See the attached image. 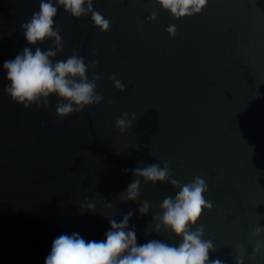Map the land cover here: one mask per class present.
Segmentation results:
<instances>
[{
	"label": "water",
	"instance_id": "95a60500",
	"mask_svg": "<svg viewBox=\"0 0 264 264\" xmlns=\"http://www.w3.org/2000/svg\"><path fill=\"white\" fill-rule=\"evenodd\" d=\"M39 3L0 0V264H44L61 234L104 240L109 220L129 211L126 230L135 228L138 245L178 246L170 229L153 227L163 199L179 189L131 171L152 163H167L181 186L197 176L207 183L212 207L196 226L215 247L210 260L235 264L242 255L243 264H264V3L207 0L200 13L174 18L156 0H92L109 21L103 32L91 13L75 18L58 6L63 50L51 59L75 53L85 64L97 61L86 76H99L103 97L63 118L54 94L47 108H25L3 91L4 61L24 47L53 48L51 39L28 45L20 28ZM125 112L135 119L120 133L114 121ZM134 179L137 199L118 198ZM255 227L262 231L252 236Z\"/></svg>",
	"mask_w": 264,
	"mask_h": 264
},
{
	"label": "clouds",
	"instance_id": "9594fccd",
	"mask_svg": "<svg viewBox=\"0 0 264 264\" xmlns=\"http://www.w3.org/2000/svg\"><path fill=\"white\" fill-rule=\"evenodd\" d=\"M40 0L38 12H34L28 22L22 23L28 45H36L51 39L53 48L42 51L39 47L33 52L30 47H24L14 59L4 61L3 69L9 81L3 91L11 100L28 108L35 103L48 107L49 97L55 95L59 98L56 104V115L66 117L73 112H80L86 106L99 104L103 97L96 93L99 76L93 74L91 80L86 73L90 67H95L97 61L85 64L84 58L75 53L66 60H57L53 63L51 58L63 50V40L59 34L61 29L54 28V17L57 7L62 6L65 12L72 17L79 18L91 13V20L101 32L109 29V21L92 8V0ZM163 9L168 10L174 18L198 14L206 6L207 0H156ZM86 5V6H85ZM156 12L148 17L156 19ZM170 37H174L177 28L169 25L166 29ZM95 55V52H93ZM114 86L123 91L125 85L110 75ZM129 113H122L114 121V127L120 133L126 132L135 119H129ZM127 171V170H126ZM134 176L142 177L148 182H169L179 189L175 196H166L160 205L162 215L155 216L158 222L154 224L153 231L159 233L161 228L170 229L181 238L178 246L169 245L163 241L150 240L141 245L137 244L135 228H128L132 212L129 211L120 222L109 220L110 230L106 231L105 239L101 241H86L78 233L61 234L51 244V251L44 264H223L219 259L210 260V251H215L211 240H204L202 225L196 226L205 209H211V201L204 197L208 190L205 180L197 176L190 183L181 186L179 180L170 179L171 172L167 163L161 168L159 164L152 163L143 168L131 169ZM140 180L134 179L127 189L119 193L121 199L135 201L139 196ZM110 206V205H109ZM94 211V205H88ZM149 205L144 202L139 208L142 215L148 213ZM195 227V230L193 229ZM262 229L255 227L251 235H258ZM259 245L254 248L256 253ZM235 264H243V256H237Z\"/></svg>",
	"mask_w": 264,
	"mask_h": 264
},
{
	"label": "flooded vegetation",
	"instance_id": "af4514ba",
	"mask_svg": "<svg viewBox=\"0 0 264 264\" xmlns=\"http://www.w3.org/2000/svg\"><path fill=\"white\" fill-rule=\"evenodd\" d=\"M264 3V0H261Z\"/></svg>",
	"mask_w": 264,
	"mask_h": 264
}]
</instances>
